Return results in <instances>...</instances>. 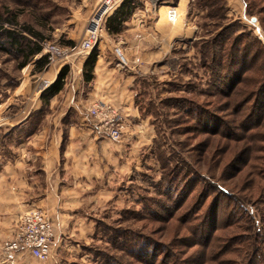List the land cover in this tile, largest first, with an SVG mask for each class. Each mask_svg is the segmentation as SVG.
Segmentation results:
<instances>
[{
  "label": "rangeland",
  "instance_id": "rangeland-1",
  "mask_svg": "<svg viewBox=\"0 0 264 264\" xmlns=\"http://www.w3.org/2000/svg\"><path fill=\"white\" fill-rule=\"evenodd\" d=\"M73 2L75 0H0V14H3L6 10L10 11L17 16L19 23L26 24L47 35L49 30L52 33L72 15L75 8ZM93 2L96 3L95 0ZM160 3L162 6L176 7V0H159L158 4ZM167 7L165 10H167ZM225 7V20L224 18H212V13L208 8H199L196 1L189 0L184 22L194 27V33L174 40L171 47L167 49L166 56L153 64L150 72L137 76L135 85L136 101L141 109L142 116L149 119V122L153 124L155 143H153L152 152L154 151V155L152 156L149 152L150 157H147L144 169L140 170L132 183L124 184L123 189H121L124 198L119 199L115 205L106 206L99 212L97 216L98 224L95 227L93 226L91 239L81 243L79 248H76L77 252L75 250L74 254L66 260V263L60 264H101L103 261L102 253H107L117 259L124 258L131 264H150V257L140 258V261H136L126 257L125 254L116 249L118 248V241L116 242V248L108 243V236L112 235V230L109 231L107 228L131 229L143 236H150L157 244H162L167 249L169 247L173 250V254L176 255V258L178 256L179 259L185 258L197 250L194 247L188 249L183 245L188 241L194 242L201 237V240L207 238L213 229L211 224H206L205 227L200 228L197 236H190V231L187 228L189 226L194 227L195 221L189 222L183 228L177 221L162 224L152 220L148 215L147 209L151 207L152 200L161 199L164 201V198L158 195L163 193V190L159 188L165 183L161 181L162 174L166 173V170H161L164 162L168 163L169 167L177 165L179 170L182 171L180 177H183V175L189 177L196 175L195 177L201 183L206 182L209 186H217L223 189L233 198L235 203H241L240 205L257 222L251 224V226L241 222L240 231H236V224L231 229H224L223 225L226 219L224 211L228 203L226 200L221 201L219 220L215 232H212L214 240L211 239L206 251L208 257L215 245L217 247L218 244L220 246L223 243L221 238L231 233L236 232L240 237H244L241 239H245L260 230L259 233L264 239V223L261 222L262 211H259H264V177L262 176V173H264L263 108L259 106V109L254 112L255 116L247 122L248 126L258 125V122L259 126L256 130L248 133L241 130L226 131L225 134H222V131L218 134H214L213 131V134L205 133V131L211 132L213 129L220 130L221 126L223 128L225 125H221L222 121L229 123L228 125L232 127L234 124L238 126L242 118L248 115L251 110L250 105H246L240 113H236L237 109L230 107H228V110L221 108L222 104L228 103V100L218 96L217 89L212 86L215 77L211 76L205 68L208 60L205 58L204 50H206L208 42L218 34L217 32L221 28L230 25L234 28L226 33L227 37L232 38L246 33L259 39V35L262 36L264 45V26L259 23L257 17L246 14L243 0H226ZM96 9L97 6L95 5L87 19V24ZM252 17L256 19V28L250 24L252 23L250 20ZM43 20H46V24ZM42 23L45 24L44 27L40 25ZM178 23L179 21L176 22V25ZM1 25L4 28H11L10 25L5 23ZM258 28L261 33H257ZM120 39L118 37L116 40L118 44L121 42ZM3 43L4 40H0V46L5 47L2 45ZM56 44L59 45V43ZM215 49L218 51L219 46H216ZM255 51H257L256 48L253 52L255 53ZM19 61L12 54L0 50V131H2L0 141L3 140L2 136L5 135L3 134L6 131L5 129L22 119L28 109L31 108V99L40 84L38 75L33 72L34 63L30 62L25 69L21 70L18 68ZM260 64L261 61L254 66H251V64L247 66L251 69L246 74L247 80H256L257 77L263 75L258 71ZM239 87L245 90L247 86L243 84ZM249 89L253 90L254 88ZM183 101L186 103H183ZM231 101L233 102V100ZM190 102L195 103L196 106L199 105L198 107H202L209 114L203 119L204 126L200 125L197 130L187 120L185 105L190 104ZM217 104L221 106L219 107ZM210 116L216 117L221 122L210 121ZM7 118H11L12 121ZM183 122L186 124H183ZM193 129L195 132H191ZM224 135H227L226 138L223 137ZM233 137L234 139H232ZM243 138L244 140L237 141ZM253 165H258L257 168L261 167L263 170L259 177L254 176V170H251ZM253 181L255 182L254 185L252 184ZM199 183L194 188V184H191L188 188V193L192 190L193 192L189 199L185 200L184 209L195 201V195L202 186ZM212 197L210 196L207 200L204 208ZM124 211H130L131 215ZM216 238L217 241H215ZM236 245L231 247L224 245L227 250H230L229 253H219L217 252L219 246L215 247L214 257H212L215 262L208 264H229V261L233 260L235 264H244V254L235 255L232 252L240 246ZM261 247L264 251V245ZM19 254L30 257L27 253ZM158 254L159 263L162 254ZM202 254H199V256L202 257ZM29 260L37 262L31 257ZM198 260L195 264H201V261ZM171 262L172 259L170 263L166 262L165 264H171ZM38 264L41 263L38 262ZM48 264H54L52 257Z\"/></svg>",
  "mask_w": 264,
  "mask_h": 264
},
{
  "label": "crops",
  "instance_id": "crops-1",
  "mask_svg": "<svg viewBox=\"0 0 264 264\" xmlns=\"http://www.w3.org/2000/svg\"><path fill=\"white\" fill-rule=\"evenodd\" d=\"M158 2L144 0L120 34H109L104 24L91 81L83 79L84 63L91 51L72 52L36 73L40 84L31 108L3 133L13 130L19 135L11 142H0V264H38L28 256L2 250L20 219L31 210L43 211L51 219L52 261L66 263L81 243L91 239L93 220L99 212L123 199L124 184L132 183L144 169L155 132L135 103L136 78L150 72L174 40L194 33V27L184 22L189 0H176L177 25L167 22V6ZM72 4V15L49 38L55 43L61 37L73 42L72 47L63 45L69 49L84 39L87 19L96 5L93 0ZM250 24L257 26L256 22ZM258 38L262 41V36ZM114 48H119L125 59L127 56L125 65L119 63ZM41 56L35 57L34 66ZM63 68L67 71L62 90L42 102L41 93ZM96 100L124 115L127 127L120 141L110 140L90 117L88 108Z\"/></svg>",
  "mask_w": 264,
  "mask_h": 264
},
{
  "label": "trees",
  "instance_id": "trees-1",
  "mask_svg": "<svg viewBox=\"0 0 264 264\" xmlns=\"http://www.w3.org/2000/svg\"><path fill=\"white\" fill-rule=\"evenodd\" d=\"M143 1L144 0H122L121 3L107 17L105 21L106 31L109 34L113 35L120 34L124 23H126L137 10L143 7ZM194 1H196L199 8H208L212 13V18H224L225 20L226 0ZM243 1L246 14L249 16L257 17L259 23L264 26V17L262 18V16H264V0ZM209 17L211 18L210 14ZM43 22L46 24V20H43ZM3 23L10 25L11 28H4L1 25ZM45 24L42 23L40 25L44 27ZM232 28L234 27H231L230 25L224 26L220 29L219 32H217L218 34L214 36V38L210 42H208V46L206 47V50H204L205 58L208 60L205 68L209 72V74H211V76L215 77V81L213 80L214 82L212 86L217 89L218 96H221L228 100V103L225 102L224 104H222L223 106H221L220 104H217V106H221L223 110H228V107L237 109L236 113H240L246 105H250L251 110L248 115L242 118L238 126L234 124L233 127L231 125H228L229 123H226L225 121L221 122L220 120H217L216 117L214 118L210 116V121H220L221 125L224 124V130L221 126L220 130L213 129L211 130V132L205 131V133L213 134L214 132V134H218L222 131V134H225L226 131L230 132L231 130H241L248 133L250 131L256 130L259 126L258 122V125H247V122L255 116V110H258L260 106V108H263L262 111L264 112L263 42L246 33L236 35L232 38L227 37L226 33H229ZM50 33L51 30H49V33H47L46 35L26 24L19 23L17 16L12 14L10 11L6 10V12L0 14V40H4V43L2 45L5 46H0V50L12 54L16 59L20 60L18 63V68L21 70L24 67L26 68L30 62L34 61L35 57L41 51L40 43L42 41L49 40ZM59 45L62 47H64L63 45L72 47L74 46V43L65 41L63 37H61L59 40ZM216 46H219L218 51H216L215 49ZM255 48L257 49V51H255L254 53L253 50ZM97 55L98 52L97 48L95 47L93 50H91L88 58L84 63L83 79L85 82H89L93 78L92 70L96 62ZM259 61H261V64L259 65L258 71L263 73V75L261 77H257L256 80H247L246 74L250 69V67L247 68V66L250 64L251 66H254ZM46 64V56L43 55L39 57V59H37L35 62L33 72H42L46 68ZM66 71L67 69L63 68L58 74L55 82L48 86L41 93L40 99L42 100V102H47L50 98L57 95L62 90ZM243 84H246L247 86L245 90L240 89L239 87ZM249 88L254 89L252 90ZM248 89L249 91H247ZM231 100H233V102ZM184 102L185 101H183V103ZM135 103L138 106L136 100ZM185 106L187 108V120L188 122L190 121L192 123L191 126L196 130L200 125L204 126L203 119L205 116L209 115L207 111H204L202 107H198L199 105L196 106V104L192 102H190V104L188 103ZM138 109L142 116L139 106ZM185 122H183V124H186ZM194 129L191 132H195ZM18 135L19 134H16L13 130H11L9 133L2 136L3 140H1L0 142H11L13 138L15 139ZM226 136L227 135H224L223 137L226 138ZM232 139H234V137ZM242 140H244V138L237 141L240 142ZM152 150L153 149H151V154L153 156L154 151L152 152ZM257 167L258 165H253L251 167V170H254V176L259 177L263 170L261 169V167L259 169ZM161 170H166V173L162 174L161 177V181L165 183L159 188L160 190H163V193H159L158 195L160 197L162 196L164 198V201H162L161 199L152 200L150 207L151 209L146 208L150 218L162 224H170L173 221H177L178 224L183 228L185 225H188L189 222L195 221L196 223L194 227L189 226V228H187V230L190 231V236H197L198 230L202 227H205L206 224H211L213 229L211 233L208 234L207 238L205 237L201 240V237L194 242L188 241L189 243L187 242L185 245H183L188 249L194 247L197 248V250H195L192 254L186 256L185 258L179 259L178 256L176 258V255L173 254V250L169 249V247L167 249L166 246L162 244H157L150 236H143L138 232L135 233L131 229L107 228V230L109 231L112 230V235L108 236V243L116 248V242L118 241V248L116 249L125 254L126 257L134 259L136 261H140V258L150 257V264H165L166 262L170 263L171 259V264H195L197 259H199V262L201 261V264L215 262V259H212V257H214L213 254L216 245L213 247V250L210 251L209 257L206 255V251L207 247L209 246V242L213 238L212 232H215V228L219 220V208L221 205V201L223 202L226 200L228 203L224 211V214L226 215V219L223 225L224 229H231L236 224V231H240L241 222H245L249 224V226H251V224L253 225L257 223L254 217H252V215L249 214L242 205H240L241 203H235L233 198L228 195L223 189L217 186H209L206 182L201 183V181L198 180L197 177H195L196 175L194 173L193 175L195 176L192 177L186 175L180 177L182 171L179 170L177 165L169 167L168 163L164 162V165L162 163ZM262 176L264 177V173H262ZM198 183L202 184V186L200 191L195 195V201L190 206H187L184 209L185 200H188L193 192L192 190L190 193H188V188H190L191 184H194V188V186ZM252 184L254 185L255 182L253 181ZM210 196L213 197L204 208ZM259 211H262L261 222L264 223V211ZM124 212H128L131 215L130 211ZM97 218L98 217L93 220L94 227L96 224H98ZM259 231L253 233L252 236H250L249 238L246 237L245 239H241L244 237H240L236 232L224 236L221 238L223 240V243H221L220 246L218 244L219 249H217V252L229 253L230 250H227L224 245L231 247L237 244L240 245L239 248L234 249L232 252L235 255H240L243 253L245 258V261H243L244 264H264V251L261 247L262 245H264V239L260 235ZM215 241H217V238ZM218 241H220V239H218ZM157 253L162 254V258L159 263L157 259V257H159V254L157 255ZM199 254H202V257L201 255L199 256ZM101 255L103 256V261L101 264H131V262H128L124 258L117 259L107 253H102ZM229 264H235L234 260L229 261Z\"/></svg>",
  "mask_w": 264,
  "mask_h": 264
},
{
  "label": "built area",
  "instance_id": "built-area-1",
  "mask_svg": "<svg viewBox=\"0 0 264 264\" xmlns=\"http://www.w3.org/2000/svg\"><path fill=\"white\" fill-rule=\"evenodd\" d=\"M122 0H95L97 9L88 22L85 37L78 46L64 48L54 42L45 40L41 43L39 55L47 59L46 67L55 65L69 57L72 52H88L93 50L100 38L105 21L109 14ZM179 14L176 7H167L166 20L174 24ZM119 63L126 64V59L119 48H114ZM88 113L97 122L99 129L112 141H120L126 130L124 115L113 106L102 100L91 103ZM54 228L51 219L40 210L27 212L19 221L13 236L2 245L4 253H27L41 264H48L52 257Z\"/></svg>",
  "mask_w": 264,
  "mask_h": 264
},
{
  "label": "water",
  "instance_id": "water-1",
  "mask_svg": "<svg viewBox=\"0 0 264 264\" xmlns=\"http://www.w3.org/2000/svg\"><path fill=\"white\" fill-rule=\"evenodd\" d=\"M251 21H252L253 23H255V22H256V19H255L254 17H252V18H251Z\"/></svg>",
  "mask_w": 264,
  "mask_h": 264
},
{
  "label": "bare ground",
  "instance_id": "bare-ground-1",
  "mask_svg": "<svg viewBox=\"0 0 264 264\" xmlns=\"http://www.w3.org/2000/svg\"><path fill=\"white\" fill-rule=\"evenodd\" d=\"M177 21H178V20H177ZM177 21H176V22H177ZM176 22H175V23H176Z\"/></svg>",
  "mask_w": 264,
  "mask_h": 264
}]
</instances>
